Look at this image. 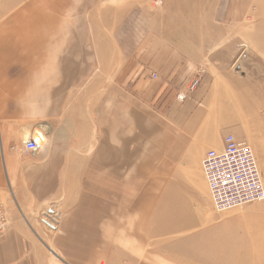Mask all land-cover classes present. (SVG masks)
<instances>
[{"label": "crops", "instance_id": "crops-1", "mask_svg": "<svg viewBox=\"0 0 264 264\" xmlns=\"http://www.w3.org/2000/svg\"><path fill=\"white\" fill-rule=\"evenodd\" d=\"M35 2L33 10L20 0L13 24L4 21L0 31V41L28 31L34 19L26 16L34 11L41 15V26L51 20L37 34L49 38L47 43L39 44L31 35L22 45L10 39L0 47V55L16 52L14 63L0 61V201L9 222L0 240V264H156V256H169L173 246L186 245L188 226L207 223L215 212L201 169L205 153L221 148L228 134L239 141L253 138V126L241 115L242 100L250 95L245 80L235 76L231 65H218L195 93L178 100L198 64L184 62L167 40L128 41L116 51L110 71L103 67L77 74L71 33L94 26L96 17L117 28L136 3ZM20 57L23 63H16ZM11 65L21 66L23 81H11ZM87 77L97 79L101 88L94 150L84 146L89 135L75 145L70 122L60 125L50 118L45 124L43 116L49 96L59 94L50 92L45 80L53 86ZM104 80L122 86L132 80L127 95L133 100L125 103L124 87L117 86L109 109ZM36 135L44 143L26 155L22 143ZM125 175L134 181L125 182ZM52 218L54 228L43 222ZM173 236L178 239L174 244ZM185 253L181 250L179 256Z\"/></svg>", "mask_w": 264, "mask_h": 264}, {"label": "rangeland", "instance_id": "rangeland-1", "mask_svg": "<svg viewBox=\"0 0 264 264\" xmlns=\"http://www.w3.org/2000/svg\"><path fill=\"white\" fill-rule=\"evenodd\" d=\"M19 1L7 0V5L4 4V0H0V31L5 30L2 25L4 21H8L6 25L10 22L13 24L14 20L11 17L19 11L16 10L21 7ZM131 2H135L136 5L129 14L120 17L117 28L116 25L114 28H108L106 24L101 23L103 18L96 17L97 22L93 24L97 26L96 30L92 24H87L82 27V31L71 33L70 49L73 47L75 51L77 74L80 72L94 74L103 67L110 71L111 66L115 64L116 51L122 50L128 41L137 39L171 41L173 46H176L173 50L177 51L183 60L185 59L184 62L198 64H195L197 68L193 72H189L183 91L185 95L177 96L178 100L183 101L199 89L197 87L192 92L187 89L194 78H199L203 82L210 77L211 69L217 68L218 65H231L235 76L245 80L243 86L246 92L250 93L242 100L244 110L241 115L244 114L243 120L253 126V138L247 143L255 154L264 181V0H131ZM34 3L35 0H23V5L35 7ZM33 13L37 14L35 11ZM50 21L48 18L45 19L38 32L45 31ZM11 27L16 28L15 25ZM8 32H12L11 29ZM13 34L3 38L0 47L10 39H15ZM15 53L8 52L4 56L2 52L0 61L14 63ZM20 60L21 57L17 61ZM1 69L3 71V68ZM8 76L12 82L14 79L21 81L23 69L19 65H11L8 68ZM105 82L109 88V109L115 104L117 86L124 87L125 103H128L127 98L133 100L127 95L132 80L127 81L124 86L118 85L115 80ZM45 85L50 92H59L58 95H50L47 100L48 104L43 112L45 124L51 122L50 118L56 119L60 125L70 122V125H74L71 126V132L76 134L75 145H81L78 144L83 142L81 136L89 135L84 146L94 150L100 136L101 124L99 81L87 77L73 81L59 80L52 86L51 81L45 80ZM87 92L89 94H86ZM112 114L115 115L114 112ZM124 181L132 183L134 177L125 175ZM45 209L43 211L46 214ZM52 210L57 212L55 208ZM187 220L191 221V218L188 217ZM188 227L186 234L180 233L186 236L182 237L187 240L184 246L186 249L173 246L171 255L155 257L156 264H264V202L251 203L222 213L213 212L207 223ZM175 234L178 233L173 232L172 235ZM173 238L174 244L178 239ZM181 250H186V253L179 256Z\"/></svg>", "mask_w": 264, "mask_h": 264}, {"label": "built area", "instance_id": "built-area-1", "mask_svg": "<svg viewBox=\"0 0 264 264\" xmlns=\"http://www.w3.org/2000/svg\"><path fill=\"white\" fill-rule=\"evenodd\" d=\"M200 82L201 79L194 78L188 85V91L196 90ZM40 147L34 137L22 143V151L26 155ZM201 168L215 212L222 213L251 203L264 202V181L255 154L246 141H239L231 134L226 135L221 148L205 153ZM43 222L50 228H54L57 223L54 218ZM8 227L7 211L0 201V240Z\"/></svg>", "mask_w": 264, "mask_h": 264}, {"label": "bare ground", "instance_id": "bare-ground-1", "mask_svg": "<svg viewBox=\"0 0 264 264\" xmlns=\"http://www.w3.org/2000/svg\"><path fill=\"white\" fill-rule=\"evenodd\" d=\"M35 4H36V2H35ZM37 7V6H36ZM36 7H31L33 10H35V8ZM19 14H21V12L19 13ZM32 15V16H31ZM37 16H39V17H37ZM37 17V21L35 20V18ZM26 19H28V21H31V20H33V21H31L30 23H31V27H30V29L28 30V31H22L21 33H19L18 34V36L15 38L16 39V41L17 42H19V43H21V45H22V43H23V39L26 37V38H30V36L31 35H33L32 37L35 39V41H37L39 44H41V43H47V41H50V39L49 38H45V37H40L39 35H37L38 34V31L40 30V27H41V21H42V18H41V15L40 14H35V15H33V14H29V17L28 16H26ZM19 31V30H18ZM51 32V31H50ZM43 41V42H42ZM19 62H23V59L22 60H20V61H18V62H16V63H19ZM153 77V76H152ZM3 99H4V97L3 96H1ZM4 101V100H3ZM4 103V102H3ZM34 138L37 140V143L38 144H40V145H43V143H44V139L42 138V137H40L39 135H36V136H34ZM235 138V137H234ZM10 218V217H9ZM195 240V239H194ZM197 247V246H196ZM200 253V252H199ZM199 259V258H198ZM228 259V258H227ZM202 260V259H201ZM210 260V259H209ZM212 260V259H211ZM210 260V261H211ZM186 261H187V259H186ZM193 261V260H192ZM210 261H208V262H210ZM194 262V261H193ZM207 262V261H206Z\"/></svg>", "mask_w": 264, "mask_h": 264}]
</instances>
